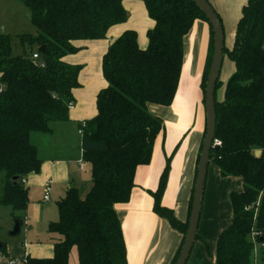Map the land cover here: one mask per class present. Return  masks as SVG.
<instances>
[{
  "label": "trees",
  "instance_id": "1",
  "mask_svg": "<svg viewBox=\"0 0 264 264\" xmlns=\"http://www.w3.org/2000/svg\"><path fill=\"white\" fill-rule=\"evenodd\" d=\"M11 1L30 11L36 34L17 37L23 53L15 56L14 37L0 33V206L24 213L30 192L22 182L39 174L43 165L31 137L52 133L53 124L69 120V104L81 86L82 67L68 64L65 58L79 52L75 42L105 40L112 27L127 22L128 15L126 0ZM135 1L144 3L154 27L147 35V49L139 47L136 32L127 31L103 57L107 86L97 96V115L86 122L82 143L92 186L84 191L70 189L57 201L59 220L48 228L57 236L53 255H28L18 264H69L74 248L79 264H128L115 206L130 201L138 167L152 161L164 125L148 106L174 103L182 77L184 39L197 20L208 23L211 36L202 82L205 95L214 55L213 28L205 15L192 0ZM40 47H46L44 54L37 50ZM34 48L39 61L32 58ZM226 55L234 62L235 73L223 101L216 99L215 140L221 146L212 150L211 164L222 177L240 179L243 191L231 194L233 221L218 239L215 262L257 264L258 254L264 264V0H248L243 7L233 49L225 47ZM220 86L218 80L216 92ZM169 172L170 161L152 196L154 212L183 235L175 264L189 219L181 223L162 205ZM193 196L194 190L189 218ZM14 219L21 227L22 215Z\"/></svg>",
  "mask_w": 264,
  "mask_h": 264
},
{
  "label": "crops",
  "instance_id": "2",
  "mask_svg": "<svg viewBox=\"0 0 264 264\" xmlns=\"http://www.w3.org/2000/svg\"><path fill=\"white\" fill-rule=\"evenodd\" d=\"M207 1L221 17L225 47L232 50L236 28L248 0ZM0 6V12L9 10L10 14L17 16L10 27V23L3 25L4 18H0V33L16 38L22 35L19 34V23L24 16L31 22L30 11L24 5L11 0H0ZM124 8L128 15L126 23L112 27L105 40L75 42L79 52L65 58L68 64L82 67L78 78L81 86L73 93L75 108L70 111L69 120L53 124L52 133H35L31 137L43 165L39 174L30 175L25 180V186L32 190L39 189L43 203H49L52 194L59 201L68 190L83 189L84 179L88 176L85 172L91 174V167L87 162L83 161L86 167L81 169L83 138L78 131L82 123L97 115V96L107 86L102 62L110 44L125 32L134 31L138 35V45L142 50L149 45L147 35L154 27V22L150 19L144 3L126 0ZM210 37L208 23L197 20L184 39L182 77L174 103L169 107L153 104L148 106L149 113L162 120L164 131L156 139L151 163L138 167L136 171L135 187L130 201L115 206L124 233L128 264H172L182 246L183 235L154 212L155 201L152 193L157 192L167 161L171 160L162 205L172 210L181 223L188 221L200 150L207 128L202 82ZM227 37L229 45H226ZM18 53L21 55L22 51ZM48 181H52L53 185L50 201L45 202L43 193ZM242 191L243 184L240 179L224 178L216 166L210 165L198 229L199 239L187 264H216L218 239L233 221L231 194ZM53 247L54 245H50L45 252L42 246L31 245L21 257L12 256L8 260L19 263L28 255L49 258L53 255Z\"/></svg>",
  "mask_w": 264,
  "mask_h": 264
},
{
  "label": "rangeland",
  "instance_id": "3",
  "mask_svg": "<svg viewBox=\"0 0 264 264\" xmlns=\"http://www.w3.org/2000/svg\"><path fill=\"white\" fill-rule=\"evenodd\" d=\"M0 14V18H4L3 25L10 23L9 27L12 26V22L17 17L14 14H10L9 10L6 12L2 11L0 12ZM0 20L2 21V19ZM19 27V30H21L19 31V34H36V29L32 26V23L26 16L21 18ZM16 39L18 38L14 37L13 49L15 56L19 54L18 52L22 51L23 53V50L18 40ZM229 44L230 42L227 37L226 45ZM33 51H36V48H34ZM234 73L235 64L226 55L224 57L222 70L219 78L221 86L216 92V99L218 101H223L227 83ZM168 161H170L171 165V160ZM85 175L88 176L87 179H84L85 187L82 189L83 191L87 190V187L92 186V174L85 172ZM2 180L3 175L0 174V195L2 190ZM29 192L30 204L28 209L24 213H17L14 212L10 207L0 206V244L5 246V250L0 249V264H8L9 257H21L24 254V251L27 250L31 245L42 246L44 249L43 251L46 252V250L49 249L47 247H50V245H54V241L57 238L56 235L49 234L48 228L50 224L55 223L59 220V212L56 206L58 199H55L54 194H52L51 201L49 203H43L41 202V191L39 189H29ZM20 214L22 215L23 224L20 227L19 235L13 236L12 234L15 228L14 217L21 216ZM257 251L259 253V247L257 248ZM255 260L257 261V264H263L260 262L258 254ZM70 264H79L78 252L76 248H74L71 252Z\"/></svg>",
  "mask_w": 264,
  "mask_h": 264
},
{
  "label": "water",
  "instance_id": "4",
  "mask_svg": "<svg viewBox=\"0 0 264 264\" xmlns=\"http://www.w3.org/2000/svg\"><path fill=\"white\" fill-rule=\"evenodd\" d=\"M196 6L205 15L210 25L213 28L214 33V55L212 60L211 69L208 75L206 90H205V103L207 114V131L205 140L203 143V150L200 154L198 163L197 178L194 188L192 211L189 218V227L186 233L184 245L181 253L175 264H187L193 248L197 241L198 229L201 220L204 196L206 190V181L208 177L209 167L211 165V152L214 147L215 130H216V85L220 78L222 65L224 61V49H225V33L222 23L215 12L212 5L207 0H192ZM46 47H40L39 52L44 54ZM261 152H256V156L259 157ZM20 225L15 222V228L13 236L19 235ZM0 244V249L2 248Z\"/></svg>",
  "mask_w": 264,
  "mask_h": 264
},
{
  "label": "built area",
  "instance_id": "5",
  "mask_svg": "<svg viewBox=\"0 0 264 264\" xmlns=\"http://www.w3.org/2000/svg\"><path fill=\"white\" fill-rule=\"evenodd\" d=\"M35 61H39L40 60V55L39 53H35L32 57ZM75 108V103H70L69 104V112L71 110H73ZM87 125L86 123H82L81 124V127L78 131V134L83 138L84 136V133H85V129H86ZM214 147H220L221 146V142L218 141V140H215L214 141ZM84 160H82L80 163H81V169L83 170L85 167H86V164L83 162ZM23 184L26 183L25 180H23L22 182ZM52 185H53V182L52 181H48L46 184H45V190H44V197H43V200L45 202H49L50 201V195H51V192H52ZM8 264H18L16 262H9Z\"/></svg>",
  "mask_w": 264,
  "mask_h": 264
}]
</instances>
